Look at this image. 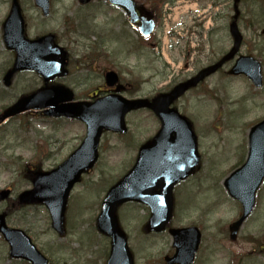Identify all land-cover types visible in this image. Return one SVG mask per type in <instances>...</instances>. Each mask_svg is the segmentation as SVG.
<instances>
[{"label":"rangeland","instance_id":"1","mask_svg":"<svg viewBox=\"0 0 264 264\" xmlns=\"http://www.w3.org/2000/svg\"><path fill=\"white\" fill-rule=\"evenodd\" d=\"M10 1L0 0V113L40 85L39 79L30 73L14 77L8 89L1 82L13 59V53L7 52L1 43V25L8 15ZM17 1L27 38L52 34L58 45L67 50L69 78L64 85L81 100H86L95 87L102 86L104 70L114 71L128 87L125 98H150L167 91L170 83L174 85L190 77L194 70L213 61L217 64L214 53H226L232 43L227 32L231 0H173L170 12L161 13L154 37L133 46L121 38L122 47L111 40L122 36L121 30H129L123 26L122 15L104 6V0H92L86 7L79 6L77 0H49L46 18L35 7L34 0ZM137 1L146 4L148 0ZM237 7V23L243 35L240 54L261 61L264 81V36L259 37L260 30L264 31V0H239ZM199 18L201 29L196 27ZM132 33L134 41L136 35ZM99 45L102 52L97 53ZM200 48L204 51L198 55ZM88 54L100 56L92 63ZM163 64L168 68L164 69ZM228 69L229 64H224L175 104L179 114L193 126L200 165L186 185L174 190L177 213L172 226L202 228L203 244L212 251L210 264H264L257 255L246 258L250 252H258L256 246L264 236V180L254 211L233 242L228 238V226L239 217V206L223 188L224 179L245 161L250 128L264 119V86L255 90L242 77H228ZM126 123L125 135L103 136L100 163L72 191L63 237L52 232L47 211L41 206H26L9 217V226L24 231L52 264L106 263L109 242L94 227L103 192L129 169L127 164L134 159L138 147L159 129L158 121L146 110L130 113ZM84 133L79 122L46 119L34 113L0 125V190L12 188L16 196L29 189L23 168L54 169L79 146ZM3 209L5 205L0 204V211ZM146 216L144 209L135 206L117 210L118 224L128 237L134 263L164 264L163 258L172 253V240L166 231L150 233ZM0 264L24 263L9 260L7 248L0 241Z\"/></svg>","mask_w":264,"mask_h":264},{"label":"water","instance_id":"2","mask_svg":"<svg viewBox=\"0 0 264 264\" xmlns=\"http://www.w3.org/2000/svg\"><path fill=\"white\" fill-rule=\"evenodd\" d=\"M107 1L110 5L119 7L126 14L129 23L137 27L141 35L148 37L152 34L153 22L145 10L133 0ZM87 2L88 0H79L80 4ZM35 4L42 9L44 15L47 14L48 0H35ZM231 27L235 42L230 54L238 50L241 41L239 36L236 37L235 26ZM3 30L5 45L16 53L15 65L5 77V85H8L11 74L22 69L36 71L43 76L44 81L66 74L64 70L66 54L53 43V36H45L34 41L24 37V24L16 1H13ZM229 55L222 62L201 72L195 79L178 86L168 95L155 98L151 103L142 100L119 103L113 99H105L97 102L100 104L93 105L69 103L72 100V94L61 87L42 90L16 102L4 114L3 119L27 110L48 108L44 115L74 118L87 126L86 137L81 146L56 170L49 173H37L32 183L33 189L22 193L19 196V203L44 204L49 212L52 228L62 235L67 196L80 175L92 168L97 160L101 130L124 133L123 117L127 112L142 107L150 109L160 122V130L151 143L140 149L137 163L131 172L108 192L102 211L96 220L97 230L111 238L108 264H133L126 238L117 227L115 209L126 201L140 202L150 209L151 231L159 232L168 223L171 215V188L189 176L199 161L196 153V138L190 124L175 110L169 109V106L189 87L195 86L204 76L214 72ZM229 74H243L255 87H261L260 64L250 57H240ZM162 156L165 161L171 163V167L164 169L160 165ZM142 160H146L147 163L144 167H141ZM263 179L264 120L249 132V154L245 164L232 173L224 183L228 194L240 201L243 206L241 218L230 227L232 238L251 213L255 192ZM7 195L8 192H3L0 199H4ZM5 216V213L0 215V235L8 244L9 258L25 260L29 264H48L22 231L6 227ZM169 234L173 238L176 254L173 260L167 261L168 264H191L198 243L197 231L195 229L170 230Z\"/></svg>","mask_w":264,"mask_h":264},{"label":"flooded vegetation","instance_id":"3","mask_svg":"<svg viewBox=\"0 0 264 264\" xmlns=\"http://www.w3.org/2000/svg\"><path fill=\"white\" fill-rule=\"evenodd\" d=\"M234 1L235 0H231V4H230V10H231L230 11V17H227V19H229L230 22H232V20H233V13L234 14H237L238 13L237 11L234 10ZM238 2H239V0L237 1V3ZM140 3L143 4L147 9H149V12H151V15L153 16L152 17L153 20L157 23L158 20H159V16H158L159 13H161L162 11H164V7H168L169 6L170 0H148L146 2V4L145 3H142V2H140ZM235 19H236V16L234 17V20ZM196 24H197V26H200V24H201V19L200 18L196 21ZM229 27L230 26L228 25V32L230 30ZM237 29L239 30V27ZM239 32H240L241 36H240ZM239 32L236 35V37L239 36L241 38V41H240V45H241L242 42H243V35H242V33H241L240 30H239ZM260 36L261 37L264 36V31L263 30H260L259 37ZM229 37H230V40H232L233 41V44H234V37H233V35H232L231 32L229 33ZM124 38H125L124 39L125 40V43H128L129 45L133 46V38L128 33L125 34V37ZM155 45H157V44H155ZM229 49H228V51H229ZM261 50L264 51V49H261ZM203 51H204V49L202 50V48H200L199 50H197L198 55L201 54ZM228 51H226V52H228ZM189 54H187V56H189ZM224 54H226V53H224ZM224 54L223 53H214V57L219 60ZM230 55H231V57H229V59H228L229 67H231L233 65V63H234V54L232 53ZM238 55L239 54H237V56ZM208 60H210V59H208ZM213 63H214V61H213ZM201 69H203V67L202 68H199V71ZM56 82H57V80H55V83ZM53 85H54V83H53ZM118 89H119V91H122V87H118V86L117 87L115 86L113 88H108L106 86L105 81H104L101 87L98 86V87H96V88H94L92 90V92L87 96V101L88 100L89 101H92V100H94L97 97L104 96V95L110 94L112 92H116V90H118ZM240 210H241V208H240ZM202 242H203V240L201 239V243ZM205 249L206 250L200 251L201 248L199 247V250L196 253V257H197V259H198V257H200L202 264H210L211 263V259H212L211 258L212 251H208V248H205ZM204 251H207V253H208L207 256L204 255ZM255 255H257V257L260 258V260H262L263 263H264V236H262V238H261V241H260V244H259V247H258V252L257 253L250 252L249 255H248V258H257V257H255Z\"/></svg>","mask_w":264,"mask_h":264}]
</instances>
